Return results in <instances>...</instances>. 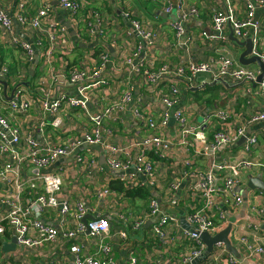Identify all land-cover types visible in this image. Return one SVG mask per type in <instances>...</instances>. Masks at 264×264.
Listing matches in <instances>:
<instances>
[{
	"label": "crops",
	"instance_id": "crops-1",
	"mask_svg": "<svg viewBox=\"0 0 264 264\" xmlns=\"http://www.w3.org/2000/svg\"><path fill=\"white\" fill-rule=\"evenodd\" d=\"M187 1L198 6L199 14L184 23L185 32L178 34L173 25L175 16L163 10L161 0H83L85 10L80 14L81 23L78 27L75 26L69 12L58 5L57 0H0V6L5 8L11 16L17 13L21 2L26 4L29 14L32 15L38 13L44 4L50 3L52 14L47 19L48 23L50 21L71 25V28H75L81 36L82 42L75 47V40L73 42L72 39L73 44L70 45V51L60 54L58 49L50 60L45 57L43 49L36 47L35 58L30 62L21 49L10 44L9 36L11 35L0 27V65L11 67L9 69L11 78L7 80L11 84H9V89L24 85L33 97V103L27 112L6 109L4 104L8 99L4 98L3 112L12 124L19 128L22 145L26 144L28 134L42 144L63 143L74 137H83L82 125L88 122V118L87 113L80 108L63 105L61 110L63 123L60 127L42 125V123L52 122L55 117L43 111V96L48 92L53 98H59L63 94H75V90L63 82L52 83L50 72L60 74L67 68L84 67L86 66L83 65L84 60L90 62L87 58L88 52L96 48L100 51L105 46L110 53V61L105 70L109 84L102 87L95 86L89 91L91 98L88 104L89 111L92 113L102 111L114 101L121 99L127 88L132 89V99L125 103L123 109L113 110L111 117L106 119L107 128L99 144L92 147L86 144L80 146L78 152L88 162L87 166L77 163L68 156L60 158L44 169L47 173L55 172L62 177L64 189L60 198H68L71 201L82 200L89 207L91 216L110 219L108 216L119 218L124 215L129 225L133 217L148 207L151 197H158L165 205L166 211L175 212L180 217V225L170 228L171 239L167 245L154 236L152 221L147 222L148 224L138 232L139 234L137 233L136 237L132 236L124 240L118 236L117 231L125 226L110 219L111 234L107 235L105 240L112 245L113 256L119 264H125L128 261L132 250L138 256L139 264L158 262V255L161 254L165 264H177L179 254L184 248L185 227L182 218L186 219V214L193 203L192 200L182 202V199L190 188L197 186L195 180H184L182 172L187 168L185 162L190 160L194 166L202 169L210 167L212 162L231 163L243 159L249 160L256 166L241 168L240 183L237 187L243 196V203L231 210L222 198H218V202L223 210L228 211L229 220L230 217L236 219L230 239L243 254L245 264H264V253L258 252L251 257L243 244L239 242L241 236L257 239L259 243L264 242V216L256 213V209L264 210V190L251 189L248 186L252 177L264 180V121L251 122L246 126L248 135H258V145L250 151L246 150L245 141L242 142V138L216 150L209 147L216 130L226 128L231 133H236L237 127L243 121V114L247 116L250 113L264 110V96L259 86L252 82L227 79L229 86L217 83L206 85L199 90H192L200 86L198 79L204 77L212 79L213 76L203 74L204 76L193 78L190 85L184 78L176 76H166L161 82L155 84L142 76V71L145 70L156 71L164 65L172 68L188 61L209 62L215 70L222 56L231 57L240 63V55L247 48L243 44L247 38L234 41L235 36L232 35L233 28L230 21H227L221 30H216L212 26L211 20L215 11L223 10L229 15L226 1ZM230 7L238 15H245V0H233ZM88 9L96 10L105 19L107 37L104 40L92 38L85 32L88 19L84 14ZM125 13L129 14L130 18L126 17ZM89 14L93 15V13ZM131 19L138 20L151 32V36L147 39L139 37L133 30ZM255 20L258 25L255 28L251 27L250 35L253 33L255 40L260 45H264V9L256 12ZM14 34L33 43L40 35L39 30L21 25H15ZM69 35L71 38H76L70 31ZM135 49L140 50V56L133 63L126 64V55L131 54ZM139 63H141V71H134L132 67ZM248 66L259 68L257 64ZM13 82L18 83L13 85ZM173 84L182 90L178 108L185 111L191 121L200 123L202 116L206 118L217 109L228 111L231 113V118L223 125L213 118L205 128L206 142L189 137L186 144L179 123L171 117L168 126L160 127V131L171 142L172 148L168 151L169 155L165 159H159L157 155L147 153L148 157L155 161V169L160 177L159 185L154 187L145 174L135 172L138 179L143 181V185L127 190L121 179V176L126 174L112 169L107 164V158L116 156L109 148L111 145L121 148L122 151L117 154L121 160H129L132 164L142 163L139 158L142 154L140 145L142 138L157 131L150 130L145 122L135 116L134 109L136 107L143 110L149 109L154 119L160 121L167 109L162 100V94ZM172 118L174 122L171 124ZM6 163H8L7 155L0 153V166ZM130 172L134 171L130 170ZM22 177L25 178V174ZM14 179V175H11L10 183L5 184L4 188L0 187V226L7 227L2 214L6 212L8 204L2 202L1 199L15 189ZM173 179L182 180L181 192L178 191L175 194L180 199V204L175 206L167 203L166 195L168 183ZM103 186L110 187L112 192L100 198L97 193ZM129 192L132 193L129 194ZM42 218L50 225L58 226L60 213L50 211L43 214ZM67 223L72 227L77 222L74 218H68ZM252 223L260 224L259 230L252 229ZM14 236L11 231L0 234V262L2 264H44L45 262L67 264L72 255L70 253L71 244H83L86 250H93L98 241L97 238L85 234L71 240L59 237L49 245L30 248L16 243Z\"/></svg>",
	"mask_w": 264,
	"mask_h": 264
},
{
	"label": "built area",
	"instance_id": "built-area-1",
	"mask_svg": "<svg viewBox=\"0 0 264 264\" xmlns=\"http://www.w3.org/2000/svg\"><path fill=\"white\" fill-rule=\"evenodd\" d=\"M225 1L228 5L229 15L223 10L215 11L211 20L213 28L221 30L224 24L230 21L233 28V36L238 39L249 37L251 27L255 28L258 25L255 16L258 10L264 9V0H245L246 12L243 16L238 15L234 9H231L230 4L233 0ZM161 2L163 10L167 14H174L173 25L178 34L185 32L184 23L199 14L198 6L189 3L187 0H161ZM57 3L63 10L69 12L75 26L78 27L81 23L80 14L85 10L83 0H57ZM89 13H93V15ZM51 14L52 5L50 3L44 4L35 15L29 14L26 4L22 2L14 16H11L5 8L0 6V27L11 35L9 36L10 44L21 49L30 62L35 58L36 47L43 49L45 57L50 60L55 56L58 49L60 54L70 51V45L73 44L74 40L76 42H74L75 47L82 43L80 40L81 36L75 28L76 38H71L69 30L64 24L59 22L51 23L50 21L48 23L47 19ZM125 15L130 18L129 14L125 13ZM84 16L88 19V27L85 32L91 35L92 38L104 40L107 34L105 19H103L102 15L94 9H88ZM131 21L133 30L139 37L147 39L151 36V32L138 20L131 19ZM15 25L31 26L35 30H39L40 35L35 40V44L17 37L14 34ZM251 36L253 39L252 54L258 56L264 63V45H260L255 40L253 33ZM87 56L90 62L84 60L83 65L88 67L67 68L64 69L65 72L60 74L53 71L50 72L52 83L56 81L63 82L66 86L72 87L75 90V94H63L59 98H53L48 92L43 96V111L53 114L55 117L52 122L42 123V125H51L54 128L60 127L63 123L61 118L63 105L80 108L87 113L88 122L82 125L83 137H74L63 143L42 144L37 142L31 134H28L26 144L22 145L19 128L12 124L9 117L3 112L2 103L6 97L4 86L0 82V153H5L8 157V163L0 166V187L4 188L5 184L10 183L11 175L15 177V189L1 199L2 202L8 204V208L2 214L7 227L0 226V234L11 231L15 235L16 243L30 248H40L49 245L59 237L71 240L76 236L87 234L97 238L96 247L93 250H86L83 244H71L70 253L72 255L67 264H119L118 260L113 256L112 245L105 240L107 235L111 234V217L106 214L110 219L95 216L94 219H87V222L83 221L84 217L90 213L87 204L82 200L71 201L68 198H60V194L64 189L62 177L55 172L47 173L44 171L46 167L54 164L60 158L68 156L76 160L77 163L88 165V162L79 154L78 149L82 144L90 147L99 144L107 128L106 119L111 117L113 110L123 109L125 103L132 99V89L127 88L121 99L114 101L100 112H90L88 109L91 99L89 91L95 86L102 87L109 84V78L105 76V70L110 61V53L104 46L100 51L97 48L91 49ZM139 56L140 50L135 49L131 54L126 55L125 63L131 64ZM140 67L141 63L134 65L132 68L134 71H141ZM9 73L10 70L6 65H0V80L7 81ZM261 73L262 71L259 68L245 66L231 57L222 56L220 57L219 66L215 70L209 62L188 61L172 68L164 65L156 71L145 70L142 71V76L152 84L161 82L166 76H176L184 78L190 85L193 78L204 76L203 74H211L213 78L207 79L204 77L201 82L197 80L198 83L202 84L205 80L213 81L220 78L256 83ZM14 83L18 82H13V85ZM9 84L10 81L8 83V95L14 88L11 87L12 89H9ZM256 84L264 96V78ZM181 93L180 87L173 84L162 94V100L167 109L164 111L160 121L154 119L149 109L143 110L137 107L134 109L135 116L145 122L150 130L157 131L156 133L151 132L142 138L140 144L142 154L139 157L142 163L132 164L129 160L119 159L117 154L122 151L121 148L116 145L110 146L109 149L116 156L107 158V164L112 169L126 174L121 176V179L124 181L127 190L143 185V181L138 179L135 172L145 174L154 187L159 185L160 177L155 169V161L151 160L147 153L155 154L159 159H165L169 155L168 151L172 148L171 142L160 131V127L168 126L171 117H174L179 123L180 131L186 144L189 137L197 141L206 142L207 134L205 128L207 123L213 118L222 125L231 118V113L228 111L217 109L207 115L206 118L202 116L200 123L193 122L185 111L178 108L182 97ZM32 103L33 97L30 90L24 85H19L13 97L4 105L6 109L8 108L12 111L27 112ZM242 119L243 121L237 127L236 133H231L226 128L216 130L209 147L212 150H216L221 146L235 143L242 137L246 138L247 151L257 146L258 135H248L246 126L251 122L264 121V110L250 113L247 116L243 114ZM185 166L187 168L182 172L184 180H195L197 186L190 188L182 199V202L192 200L193 203L186 214V222L189 227L184 229V248L179 254L177 264H242L228 251L223 242L217 243L213 252L200 262V258L206 250V245L200 236L203 232L215 235L228 225L230 221L228 211L221 208L218 198H222L225 205L231 210L241 205L244 199L241 192L237 190L240 183V170L241 168L255 167L256 164L243 159L231 163L212 162L210 167L201 169L198 166H194L190 160H187ZM33 167L39 168V173L31 172L30 170ZM130 170L134 172H130ZM24 174L25 178L22 177ZM181 181L173 179L168 183L167 203L173 206L180 204V199L175 194L178 191L181 192ZM111 192L110 187L103 186L97 194L102 198ZM50 211L60 213L58 226L50 225L43 220L42 215ZM256 213L264 216V210L262 209H256ZM112 217H115L121 223L114 222L125 226L117 231L118 236L124 240L136 236L147 222L152 221L154 236L166 245L171 239L170 228L180 225L179 215L172 211H166L165 205L158 197H151L148 207L133 217L129 225L124 215L119 218L116 216ZM68 218H74L77 222L76 225L69 226L67 223ZM251 228L259 230L260 224L252 223ZM239 242L243 244L251 257L258 252L264 253V242L259 243L257 239L253 240V238L248 236H241ZM158 258V262H147L144 264H165L162 261V254L158 255ZM0 264L2 263L0 262ZM44 264L50 263L45 262ZM125 264H139L138 256L134 250L129 253L128 261Z\"/></svg>",
	"mask_w": 264,
	"mask_h": 264
},
{
	"label": "water",
	"instance_id": "water-1",
	"mask_svg": "<svg viewBox=\"0 0 264 264\" xmlns=\"http://www.w3.org/2000/svg\"><path fill=\"white\" fill-rule=\"evenodd\" d=\"M64 25L69 29V31L72 33V35L74 34L76 36V32L74 31L73 28H71V25H69V24H64ZM233 40L237 41L238 38L234 37ZM243 44H245V46L247 48H246V50L244 52L241 53L239 61H240V63L242 65H245V66H248L250 64H257V66L261 69L262 73L259 74L256 83L261 82L262 79L264 78V63L261 61V59L258 56L252 54V52H253V39H252V36L250 35L249 37H247V39H245ZM33 73L34 72L32 70V74ZM198 81L201 82L203 80L198 79ZM0 82L4 86L6 98L8 100H10L13 97L14 92H15V90L17 89V87L19 85L14 87L12 89V91H11L10 96H8V82L5 81V80H0ZM217 83H222V84H224L226 86H229L226 80L220 78V79H215L213 81L205 80V82H203L200 86L194 87V88H192V90H199V89L204 88L206 85H209V84L215 85ZM256 83H255V85H256ZM173 122H174V119L172 118L171 124ZM245 139H246L245 137H242L241 141L243 142V141H245ZM30 171L33 172V173H39V168L33 167V168H31ZM248 186L251 189H256L257 188V189L264 190V180L262 178L252 177L249 180ZM110 217H111L112 221H116L118 223H121L115 217H112V216H110ZM94 218H95V216H91L90 214H87L84 217L83 221L87 222V219H94ZM235 221H236V219L234 217H230V221H229L228 225L223 230H221L220 232H218L215 235H211V234H209L207 232H203L201 234L200 238L205 243L206 250H205L204 254L202 255V257L200 258V260H204L207 256H209L213 252L214 246L217 243L223 242L226 245L228 251L231 252L236 257V259L241 261L242 264H245L246 261H244L243 254L240 252L238 246L233 244V242L230 239V234H231V231L233 229V224H234ZM182 223H183V226L185 228L189 227V225L187 224L185 218H182ZM126 227H127V225H126ZM14 241H16L15 238H14Z\"/></svg>",
	"mask_w": 264,
	"mask_h": 264
},
{
	"label": "trees",
	"instance_id": "trees-1",
	"mask_svg": "<svg viewBox=\"0 0 264 264\" xmlns=\"http://www.w3.org/2000/svg\"><path fill=\"white\" fill-rule=\"evenodd\" d=\"M8 68L11 69L10 66H8ZM10 78H11V75H10V73H9L8 76H7V79L10 80ZM131 193H132V192H129V194H131Z\"/></svg>",
	"mask_w": 264,
	"mask_h": 264
},
{
	"label": "rangeland",
	"instance_id": "rangeland-1",
	"mask_svg": "<svg viewBox=\"0 0 264 264\" xmlns=\"http://www.w3.org/2000/svg\"><path fill=\"white\" fill-rule=\"evenodd\" d=\"M200 120H202V118H200ZM139 234V233H138ZM134 237H136V236H134Z\"/></svg>",
	"mask_w": 264,
	"mask_h": 264
}]
</instances>
